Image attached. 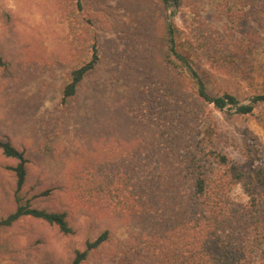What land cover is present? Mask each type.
I'll use <instances>...</instances> for the list:
<instances>
[{
  "label": "trees",
  "instance_id": "trees-1",
  "mask_svg": "<svg viewBox=\"0 0 264 264\" xmlns=\"http://www.w3.org/2000/svg\"><path fill=\"white\" fill-rule=\"evenodd\" d=\"M161 1L166 8L179 4V0ZM76 5L80 6L78 1ZM219 7L242 33L245 46H240V57L261 50L264 31L259 35L248 31L254 30L252 21L264 26V0H222ZM131 10V20L138 19L134 29L142 46L137 61L141 73L129 71L123 81L131 80L140 91L117 109L95 106L96 123H85L90 138L76 151L65 185L68 197L82 206L81 212L119 213L134 229L125 238L103 230L87 239L83 248L73 249L69 264H84L93 257L110 264H264L262 171L246 173L197 133L207 105L217 110L231 106L239 114H250L255 105L264 104V94L253 96L249 104H240L228 93L210 96L177 49L175 25L151 12L139 19L138 6ZM10 20L0 5V25ZM212 50L205 48V60L224 67L227 57ZM97 60L93 47L89 61L66 71L60 105L71 107ZM5 64L0 54V67ZM189 79L196 88L190 87ZM68 114L69 122L74 121L77 114ZM45 145V153L55 148L50 142ZM0 158L14 182L15 204L0 216V233L28 216L72 235L67 210L35 205V196L25 188L29 161L8 137L0 138ZM238 183L245 202L229 196L231 186ZM11 252L5 240L0 255Z\"/></svg>",
  "mask_w": 264,
  "mask_h": 264
},
{
  "label": "rangeland",
  "instance_id": "rangeland-1",
  "mask_svg": "<svg viewBox=\"0 0 264 264\" xmlns=\"http://www.w3.org/2000/svg\"><path fill=\"white\" fill-rule=\"evenodd\" d=\"M221 2L179 0L166 8L161 0H0L11 19L0 25V54L6 63L0 67V138L8 137L28 159L25 188L35 196V205L67 210L73 229L66 236L40 220L22 217L0 233V245L7 240L12 250L0 255V264H69L73 249L83 248L103 230L125 238L134 229L119 213L81 212L65 185L76 151L90 138L85 123H96L95 106L117 109L140 91L131 80L123 81L129 71L141 73L137 61L142 46L134 29L138 19L130 18L132 7H139V19L151 12L175 25L177 49L210 96L228 93L240 104H249L253 96L264 94V44L240 57V46H245L242 33L226 19ZM251 25L252 35L264 31L254 21ZM261 37L264 42V34ZM93 47L98 54L94 69L85 76L71 107L60 105L66 71L89 61ZM207 47L227 57L224 67L205 60ZM189 85L196 88L192 79ZM68 111L77 114L74 121L69 122ZM206 114L197 131L206 145L215 144L246 173L261 170L264 175V104L255 105L250 114L207 105ZM48 142L55 148L45 153ZM13 186L0 158V216L14 209ZM229 196L247 200L240 183L231 186ZM261 203L264 207V192ZM84 264L110 263L93 257Z\"/></svg>",
  "mask_w": 264,
  "mask_h": 264
}]
</instances>
